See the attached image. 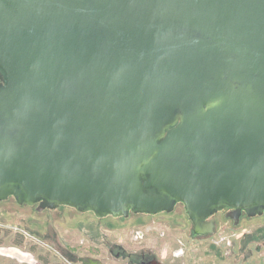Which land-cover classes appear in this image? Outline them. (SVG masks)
<instances>
[{"label":"water","instance_id":"obj_1","mask_svg":"<svg viewBox=\"0 0 264 264\" xmlns=\"http://www.w3.org/2000/svg\"><path fill=\"white\" fill-rule=\"evenodd\" d=\"M2 74V76H1ZM264 211V0H0V201Z\"/></svg>","mask_w":264,"mask_h":264},{"label":"rangeland","instance_id":"obj_2","mask_svg":"<svg viewBox=\"0 0 264 264\" xmlns=\"http://www.w3.org/2000/svg\"><path fill=\"white\" fill-rule=\"evenodd\" d=\"M61 216L70 217L64 222L68 224L79 221L92 224L113 221L110 217L97 218L91 212L77 213L66 206H60L54 213L45 212L42 215L36 212L33 206L19 205L9 197L0 201V248H17L27 253L30 260L19 261L0 253V264H65L54 249L49 234L50 226L47 224ZM136 219L137 217L130 216L128 222ZM118 220L120 222H117L116 226L125 225L122 218ZM56 226L58 234L68 244L74 245L75 248H86V245L79 243L82 237L75 230H71L76 226ZM139 226L142 228H135L126 233L119 230L115 236L110 237L126 246L128 250L149 247L153 252L151 260L154 264H264V213L254 218H244L235 226L223 217L212 233L197 236L192 232V223L183 204L179 203L170 213L160 212L146 216ZM134 231H139V235L142 233L143 238H136ZM43 238L44 243L41 241ZM114 251L116 252V249ZM90 253L100 256L101 249L91 246ZM137 261L136 258L121 255L117 260L109 258L105 262L140 264Z\"/></svg>","mask_w":264,"mask_h":264},{"label":"flooded vegetation","instance_id":"obj_3","mask_svg":"<svg viewBox=\"0 0 264 264\" xmlns=\"http://www.w3.org/2000/svg\"><path fill=\"white\" fill-rule=\"evenodd\" d=\"M2 76V74H1ZM179 204V203H177ZM176 204V205H177ZM181 204V203H180ZM26 205V204H25ZM175 205V206H176ZM33 206L36 212L39 214L49 212V213H54L55 211L58 210L60 206H58L56 209L50 210V209H43V210H38V204L34 205H29ZM65 206V205H62ZM174 206V207H175ZM69 207V206H66ZM70 209L74 210L77 213H86V212H91L92 211H86V212H78L72 207H69ZM233 209L232 208H224L222 210L217 211L213 215L209 216L208 218L205 219L206 222H211L212 223V232L214 231L215 227L217 226L218 223L222 221V218H226L231 221L233 226L239 224V222L244 219V218H254V217H248L246 215L245 211H241L238 215L237 223L234 224V220L230 218V214L232 213ZM162 213V212H161ZM264 213V211H263ZM94 214V213H93ZM158 214V213H157ZM95 215V214H94ZM153 214H144V213H132L129 212L127 217H113L111 215H106L104 217H95L97 218H107L110 217L113 219L112 222L110 221H102L98 224H92L88 221H79L74 222V223H64L67 219H70L69 216H61V218H55V220H51L47 224L50 226L49 234L51 236V240H53V246L54 249H56L60 255V257L64 260L65 264H106L105 261H107L109 258L113 260H117L121 255L125 256L127 255L128 258H136L138 259V263L140 264H154V261L151 259L153 258V252L146 248H140L137 250H128L126 246H124L121 243H118L114 240L111 239L110 236H115L119 230H124V233L129 232L135 228L140 229L142 228L139 226L142 222L145 221L146 216H151ZM155 215V214H154ZM130 216H135L137 219L135 221L128 222V219ZM47 219H50L46 217ZM123 219V223L125 224L122 227L116 226L117 222L119 223L120 220L118 219ZM23 220V218L21 219ZM25 220V219H24ZM125 221V222H124ZM153 223V221H152ZM76 224V225H74ZM60 226L62 228L67 227L66 225H73L76 226L75 228L71 230H75L76 233L82 237L80 239L79 243L81 245H86V248L80 247V248H75L74 245L68 244V242L60 237V235L57 232V226ZM17 227V226H16ZM18 229V227H17ZM20 229V228H19ZM136 234V238L140 236V238H143V234L141 233L139 235V231H134ZM21 236V234H19ZM208 235V234H206ZM197 236H205V235H197ZM40 241L39 239H37ZM44 238L41 239L42 243ZM40 241V242H41ZM91 246L98 247L101 249V255H92L90 253ZM13 248V247H10ZM17 249V248H16ZM116 249V252L114 251Z\"/></svg>","mask_w":264,"mask_h":264},{"label":"bare ground","instance_id":"obj_4","mask_svg":"<svg viewBox=\"0 0 264 264\" xmlns=\"http://www.w3.org/2000/svg\"><path fill=\"white\" fill-rule=\"evenodd\" d=\"M0 253L6 256L17 258L19 261H29V255L16 248H0ZM29 259V260H28Z\"/></svg>","mask_w":264,"mask_h":264}]
</instances>
